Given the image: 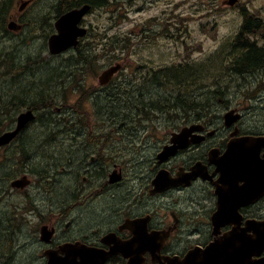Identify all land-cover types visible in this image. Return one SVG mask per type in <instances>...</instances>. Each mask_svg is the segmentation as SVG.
<instances>
[{"label": "rangeland", "instance_id": "1", "mask_svg": "<svg viewBox=\"0 0 264 264\" xmlns=\"http://www.w3.org/2000/svg\"><path fill=\"white\" fill-rule=\"evenodd\" d=\"M23 1L13 0L7 24L13 20L14 29L0 30V134L14 129L28 107H36L38 116L0 148V264H44V224L59 226L55 242L90 238L146 211L155 213L156 225L176 213L180 252L200 246L193 245L210 228L208 183L195 176L179 184L181 190L157 198L172 187L151 189L150 199L148 188L165 168L158 156L186 120L224 125L225 112L237 109L244 114V130L264 132V67L239 75L225 66L249 47L243 36L239 47L236 42L244 18L240 6L264 22V0H238L229 7L221 0L87 3L91 7L79 21L88 29L79 37L81 52L60 55L50 54L48 38L55 31L56 6L69 0H34L20 11ZM259 30L264 33V25ZM258 44L264 45L261 34ZM115 64L119 70L103 86L101 73ZM174 72L191 82L173 84ZM192 103L196 108L189 110ZM180 150L165 162H197L198 152ZM116 170L121 178L113 182L109 173ZM25 174L31 183L14 188L11 181ZM257 213L264 218V208ZM213 235L219 236L215 228ZM204 249L196 251L204 255Z\"/></svg>", "mask_w": 264, "mask_h": 264}, {"label": "flooded vegetation", "instance_id": "2", "mask_svg": "<svg viewBox=\"0 0 264 264\" xmlns=\"http://www.w3.org/2000/svg\"><path fill=\"white\" fill-rule=\"evenodd\" d=\"M101 1L102 0H82V1L80 0V5L83 6L87 3L94 5L96 2H99L100 4ZM213 1L218 2V0H213ZM237 1L238 0H221L220 4H222L223 7L224 5L226 7H229L233 5L234 3H236ZM227 3H230V4L227 5ZM240 8H241L244 18L241 23V31L238 33L239 37L236 40V42L238 43L237 46L239 47L240 43H242V36H243L245 40L247 41V45L249 47L245 48V50H243L238 55L234 54L233 58L230 59V63L225 65L229 67H234L235 70L239 73V75L246 72L242 68L241 64L249 61L250 58L252 57V54L256 53L257 50L264 49V45L260 46L258 44L260 34L264 36V33H261L259 29H256L257 27L263 26L264 22L259 17L254 16L253 14L249 13L245 6H240ZM55 19H57V17H55ZM20 25L22 26V28L24 27V24H20ZM82 27L84 26L82 25ZM87 33H88V29H87ZM251 37L253 38L250 39ZM74 49L75 47L70 48L67 51L74 50ZM112 63H114V61H112ZM262 67H264V65L259 66L257 69H260ZM261 95L262 94H259L258 96H255L254 98L260 97ZM195 108L196 107H194L193 109ZM29 109H32L34 112H37L36 109L28 107L27 110ZM237 112L241 114V118L238 122L233 123L231 125H227L225 123L224 125L207 123L205 121H199L197 119H194L192 121L186 120L187 122H184L183 124H181V126L177 129V133L181 132L183 129L193 127V126H200V127L202 126V127L191 133L188 139V142H189L188 144L190 143L191 144L185 149H181L178 154H181L184 151L185 152L191 151L192 153H195V154L198 152L199 155L196 156V159H197L196 161L198 163L196 162L197 164L193 166L194 160L193 161L184 160L183 162H179L178 165L176 166L174 165L171 166L169 162H166L165 164H163L164 167L173 176H176V175L178 176L183 173H188L190 171H193V169L200 168L201 172H204L206 176V179H202V180L208 183V185L211 187L210 192H209V199L211 203L210 213L206 219V223L209 224L210 228L207 234L204 237H202L193 246L200 245L201 247H203L206 244L208 246V243L210 241H213L215 237H220L221 235H224V240H225L226 237L229 236L230 233H232V231H234L235 226H233V223L236 224L234 221V218L238 215L232 216L231 214H228L226 212L228 218L223 220L224 223H223V226L220 228L219 236L214 237L213 235L214 225L212 223V217L215 215L218 209L227 211L237 206L239 215H242V221H241L242 227L247 225L248 220L262 221V219H264L262 218L260 214L257 213L258 209L262 210L264 208V196H262L261 192L258 191L256 180L246 190L244 195H237V192L233 190L234 187H240L247 183V179H246L247 175H251L254 179H257L259 177L257 169H261L264 166V146H261L259 149L257 148L255 149L257 158L251 160L249 164H245L243 166V169H244L242 171L243 179H239L237 180V182H234L233 186L230 185L227 179L223 178L222 171L220 170V165L216 161H214L216 158L221 157L225 154L228 148V144L230 143L232 139L246 138L248 139V141H254L255 138L264 136V132L262 131L244 130V127H243L244 114L241 113L239 110H237ZM29 125L30 123H28L25 126V128L22 130L24 131ZM9 130H12V129H9ZM22 130L18 133L17 138H15L14 141H16L21 136V134L23 133ZM199 137H202L200 141L193 142V143L191 142L193 139L195 138L198 139ZM249 138H252L253 140ZM204 145H207V149L205 150L203 149ZM4 146H7V145H4ZM250 146L256 147L257 146L256 141L251 143ZM212 150L217 151L216 155L212 156V152H211ZM93 157H94L93 158L94 160L95 156ZM185 169H189V171H185ZM230 171H232V167L229 169V172ZM111 176H112V172L109 173V177ZM22 177L15 178L14 180L21 179ZM26 179L31 182V179L28 176ZM199 179L201 178H198L197 180ZM14 180L11 181V185ZM196 181H194L189 187H191ZM14 188H21V187H14ZM151 189H152V186L148 188L149 199L152 196L150 193ZM173 190H181V189L179 187L175 189L172 188L164 193L155 194L154 198L160 197ZM143 216H150L152 219V221L148 224V232H147V229L144 227V217ZM169 216H170L169 221H166L163 224L156 225L154 222L155 213L153 215L151 212L146 211V212L139 213V214H131V216H127V218L123 220L121 218L118 221H116L115 224L113 223L112 228L110 230H107L106 232H103L97 236L93 235L90 238H88L87 236H84L85 238H83V237H77V235H72V237L59 238L58 242H55L52 239L48 243V241L43 240L41 237L42 241L45 244H47L43 252L46 249L59 250L60 246L65 243H80V242L82 243L83 242L88 245L104 248L106 250H109V248H111L112 250L118 251L119 252L118 254H114L110 257L108 264H127L128 259L125 258L122 254L123 252H127V249L123 246V243L130 241L134 237L135 233H138V232L149 233L150 231L155 230L157 231V233H159L158 234V237H159L158 246L152 249V252L154 253L152 255V253L150 252V249L148 250V248H150V243L148 242L145 246L143 245L141 247L142 254L138 258L139 260L138 264H172L174 263L172 258H179V259L187 261V259L185 258L187 254L185 253L192 246L188 247L184 252H180L181 249L176 248L177 242H175V237L180 232V225H181L180 221L181 220L174 211H171ZM138 217H141V218L133 220L136 226L134 225L132 227L125 226V225H128V221H127L128 218L133 219V218H138ZM227 220L231 221L232 223L227 222ZM69 225L67 226L66 224L67 229L69 228ZM51 227L55 229V234L53 237L58 238V235L60 233L59 226L56 223H54V224H51ZM253 227L256 231V226H253ZM211 228H212V231H211ZM170 231H171L170 235L166 237ZM253 233L254 232L251 231L248 234L253 235ZM107 235L113 236V241L110 247L108 244L102 242L103 239ZM159 246H160V251H159ZM45 259L46 260L44 264L47 263V258L45 257ZM254 259H260V258L254 257ZM177 263L181 264L182 262L179 261Z\"/></svg>", "mask_w": 264, "mask_h": 264}, {"label": "water", "instance_id": "3", "mask_svg": "<svg viewBox=\"0 0 264 264\" xmlns=\"http://www.w3.org/2000/svg\"><path fill=\"white\" fill-rule=\"evenodd\" d=\"M29 3L23 2L20 9H24ZM90 8V5H85L82 8H74L70 11L59 16L55 22L56 33L49 37V50L51 53L58 54L65 51L69 47L76 46L79 42L78 38L86 33V29L79 26V21L84 13ZM14 22L9 24V27L13 28ZM18 29V27H15ZM120 68V65L111 66L104 70L99 82L104 85L110 81ZM36 118L33 110L29 109L21 112L17 118V126L14 130L7 131L0 135V146L11 142L18 133L25 128V126ZM227 125H231L237 122L240 118V114H235V110H231L224 115ZM202 127V126H201ZM200 126H193L183 129L181 133H174L172 136V145L166 146L165 152L159 155L160 162L168 158L170 154L176 153L178 148H183L188 145V139L191 133L201 128ZM202 137L193 139L192 141L198 142ZM257 146L251 147L250 144L255 142ZM264 146V138H256L254 141H248L246 138H238L231 140L228 144V149L221 157L216 158V161L220 165L223 178L227 179L231 186L239 179H243L242 171L245 164H249L251 160L257 158L255 149H259ZM212 156L216 155V150H212ZM211 156V157H212ZM232 167V171L229 169ZM259 177L254 179L251 175H247V183L240 187H234L233 190L237 194L244 195L246 190L256 180L258 190L264 194V166L261 169H257ZM27 176H23L21 179H16L12 182V186L24 188L30 181L26 179ZM120 178L118 174L114 175L113 180L116 181ZM179 182L177 179L172 180L166 170H160L157 174L153 184L157 189L162 190L169 188L172 185H177ZM161 186V187H160ZM262 194V195H263ZM238 215L234 218L235 229L230 233L226 239L221 241H213L211 245L204 251V255L197 253L196 249L192 250L187 257V261L181 264H214L220 262V264H250L253 254L258 255L264 251V223L262 229L258 226L256 231L251 220L247 221V225L241 226L242 215L238 213V207L231 208L227 211L219 209L213 223L215 231L219 232L223 226V220L227 219V213ZM225 216V217H224ZM232 223L231 221H228ZM234 228V227H233ZM253 231V235L248 233ZM54 230H49L48 226H42L41 237L48 242L51 241ZM150 243V246H155L154 236L145 237L142 232L138 233L131 243L129 244L131 254H129L127 264H138L141 252V247ZM48 257L47 264H106L108 254H101L97 248H90L80 243H66L60 246L59 250L46 249L44 251ZM153 253V252H152ZM154 254V253H153ZM184 262V260H183ZM179 264V263H172ZM264 264V257L261 263Z\"/></svg>", "mask_w": 264, "mask_h": 264}, {"label": "trees", "instance_id": "4", "mask_svg": "<svg viewBox=\"0 0 264 264\" xmlns=\"http://www.w3.org/2000/svg\"><path fill=\"white\" fill-rule=\"evenodd\" d=\"M72 4H73V6H72ZM79 4H80L79 1L76 2L74 0H69V2L64 3L60 8L58 6H56V13H57V15L61 14L63 11L67 10L68 8L70 9L71 7L79 6ZM12 6H13V0H0V30H3L6 28L7 19H8V16L10 15L11 10H12ZM261 27H257L256 29H260ZM77 49H79V52L81 51L80 47H78ZM261 65H264V49L263 50H257L256 53L252 54V57L250 58L249 61L241 64L244 71H247V72L252 71V70H256ZM238 68H240V67H238ZM236 69H237V67H236ZM173 77L175 79H172L171 82L173 84H178V85L182 83V80L185 81V78H188L187 83L191 82V80H192V78L190 76L180 77L179 73H176V72L173 73ZM150 95H152V97H156V94L151 93ZM171 99L172 98H167L166 102L169 103L170 101H172ZM37 100H39L40 102H43L45 100V97H38ZM175 100H176V104H177L178 103V97ZM44 104H47V103L44 102ZM188 107H189V110L190 109L192 110L195 107V104L192 103V105L188 106ZM32 108L34 109L36 107H32ZM179 108H181V107H179ZM183 109L187 110L185 107H183Z\"/></svg>", "mask_w": 264, "mask_h": 264}, {"label": "bare ground", "instance_id": "5", "mask_svg": "<svg viewBox=\"0 0 264 264\" xmlns=\"http://www.w3.org/2000/svg\"><path fill=\"white\" fill-rule=\"evenodd\" d=\"M67 6H68V5H67ZM72 6H73V4H72ZM74 6H75V5H74ZM10 8H11V7H10ZM63 12H64V11H63ZM86 13H87V12H86ZM86 15H87V14H86ZM86 15H85V16H86ZM80 22H81V20H80ZM115 65H116V64H115ZM108 68H109V67H108ZM108 68H107V69H108ZM114 76H115V75H114ZM61 85H62V84H61ZM103 86H104V85H103ZM56 88H58V87H56ZM59 89H60V87H59ZM142 96H143V95H142ZM136 97H137V96H136ZM163 97H164V96H163ZM140 99H141V98H140ZM108 102H109V101H108ZM132 102H133V101H132ZM134 102H135V101H134ZM137 102H138V101H137ZM139 103H140V102H139ZM161 103H162V102H161ZM163 103H164V102H163ZM136 105H137V104H136ZM136 105H135V106H136ZM140 105H141V104H140ZM141 106H142V105H141ZM141 106H140V107H141ZM163 106H164V105H163ZM133 107H134V106H133ZM138 108H139V107H138ZM26 110H27V109H26ZM142 110H143V109H142ZM139 111H140V110H139ZM138 113H139V112H138ZM140 113H141V112H140ZM37 116H38V114H37ZM16 119H17V117H16ZM109 121H110V120H109ZM112 123H113V122H112ZM125 123H126V122H125ZM14 124L16 125V122H15ZM12 129H13V128H12ZM7 131H8V130H7ZM22 131H23V130H22ZM64 131H65V130H64ZM60 132H61V131H60ZM62 133H63V132H62ZM65 134H66V132H65ZM65 134H64V135H65ZM56 137H57V136H56ZM64 139H65V138H64ZM59 144H62V143H59ZM62 145H63V144H62ZM62 145H61V146H62ZM61 146H60V148H61ZM26 147H28V146H26ZM27 149H28V148H27ZM27 149H24V150H27ZM30 149H31V148H30ZM32 149H33V148H32ZM30 151H31V150H30ZM27 153H28V152H27ZM27 153H26V154H27ZM29 155H30V154H29ZM57 159H58V158H57ZM56 162H57V161H56ZM59 165H60V164H59ZM53 170H54V169H53ZM47 173H48V172H46V174H47ZM49 173H50V172H49ZM52 173H53V172H52ZM52 173H51V174H52ZM53 177H54V176H53ZM53 177H52V178H53ZM55 182H56V181H55ZM55 191H56V190H55ZM58 191H59V190H58ZM58 191H57V192H58ZM53 192H54V191H53ZM57 192H56V193H57ZM47 196H48V195H47ZM54 196H55V195H54ZM59 196H60V194H59ZM56 198H57V196H56ZM59 199H60V198H59ZM59 199H58V200H59ZM52 200H53V199H52ZM43 201H44V200H43ZM52 202H53V201H52ZM56 204H57V203H55V205H56ZM62 204H63V202H62ZM58 207H59V206H58ZM56 208H57V205H56ZM64 209H65V208H64ZM58 210H59V209H58ZM62 211H63V209H62ZM113 214H114V213H113ZM5 222H6V221H5ZM1 226H3V225L1 224ZM8 226H9V225H8ZM4 227H5V226H4ZM12 227H13V226H12ZM2 229H3V228H2ZM2 229H1V230H2ZM15 229H16V228H15ZM6 230H7V229H6ZM9 230H10V228H9ZM28 230H29V229H28ZM2 231H3V230H2ZM4 231H5V230H4ZM15 232H16V231H15ZM0 233H1V232H0ZM10 233H11V232H10ZM12 233H13V232H12ZM16 233H17V232H16ZM40 233H41V232H40ZM17 234H18V233H17ZM1 235H2V234H1ZM9 235H10V234H9ZM15 235H16V234H15ZM10 236H11V235H10ZM10 236H9V237H10ZM33 236H34V235H33ZM16 237H17V236H16ZM1 238H3V237H1ZM4 238H5V237H4ZM4 238H3V240H4ZM6 238H8V237H6ZM10 238H11V237H10ZM29 239H30V238H29ZM42 239H43V238H42ZM9 240H10V239H9ZM43 240H46V239H43ZM5 241H6V240H5ZM14 241H15V240H14ZM46 241H47V240H46ZM7 242H8V241H7ZM0 243H1V242H0ZM28 243H29V242H28ZM7 244H8V243H7ZM7 244H6V245H7ZM24 245H25V244H24ZM11 247H12V246H11ZM22 247H23V246H22ZM4 248H6V247H4ZM4 248H3V249H4ZM14 248H15V247H14ZM21 250H22V249H21ZM4 251H5V250H3V252H4ZM23 251H24V250H23ZM0 252H2V251H0ZM5 252H6V251H5ZM11 253H12V252H11ZM11 253H9V254H11ZM2 254H3V253H2ZM5 254H6V253H5ZM23 254H24V253H23ZM25 255H26V254H25ZM8 256H9V255H8ZM12 256H13V255H12ZM12 256H11V257H12ZM14 256H15V255H14ZM17 256H19V255H17ZM11 257H10V258H11ZM19 257H20V256H19ZM19 257H18V258H19ZM26 259H27V258H26ZM0 260H1V259H0ZM2 260H3V259H2ZM8 260H10V259H8ZM15 261H17V260H15ZM11 262H12V261H11ZM11 262H10V263H11ZM19 262H20V261H19ZM2 263H3V262H1V264H2ZM4 264H5V263H4ZM15 264H16V263H15Z\"/></svg>", "mask_w": 264, "mask_h": 264}]
</instances>
